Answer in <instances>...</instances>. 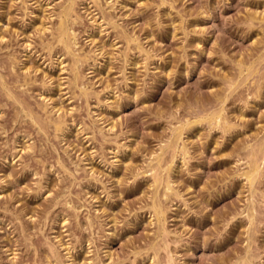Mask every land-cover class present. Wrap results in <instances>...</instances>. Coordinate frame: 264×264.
<instances>
[{
  "label": "rangeland",
  "instance_id": "374dc122",
  "mask_svg": "<svg viewBox=\"0 0 264 264\" xmlns=\"http://www.w3.org/2000/svg\"><path fill=\"white\" fill-rule=\"evenodd\" d=\"M0 264H264V0H0Z\"/></svg>",
  "mask_w": 264,
  "mask_h": 264
},
{
  "label": "bare ground",
  "instance_id": "6f19581e",
  "mask_svg": "<svg viewBox=\"0 0 264 264\" xmlns=\"http://www.w3.org/2000/svg\"><path fill=\"white\" fill-rule=\"evenodd\" d=\"M72 11H73V10H72ZM68 14H69V13H68ZM65 16H66V14H65ZM70 17H71V16H70ZM64 21H65V20H64ZM64 28H65V27H64ZM64 30H66V29H63V31H64ZM65 33H66V31H65ZM69 36H71V35H69ZM73 47H74V46H73ZM162 215H163V214H162Z\"/></svg>",
  "mask_w": 264,
  "mask_h": 264
}]
</instances>
